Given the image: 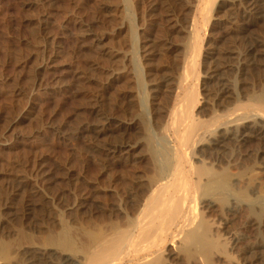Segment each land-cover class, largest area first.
Instances as JSON below:
<instances>
[{
	"label": "rangeland",
	"instance_id": "374dc122",
	"mask_svg": "<svg viewBox=\"0 0 264 264\" xmlns=\"http://www.w3.org/2000/svg\"><path fill=\"white\" fill-rule=\"evenodd\" d=\"M247 1L0 0V237L5 243L0 264H88L92 247L108 237L106 225L125 221L145 191L153 173L145 168L150 146L173 145L164 123L176 101L182 100L184 109L189 105L185 87H177L188 73L185 86L197 98L195 121L238 105L264 106V0H257L259 11L252 15ZM248 45L262 52L250 56L243 69L234 56ZM223 78H229L231 97L218 95ZM239 111L238 116L256 120L253 112ZM243 118H236V128ZM214 133L193 149L206 173L217 174L218 163L231 176L264 164V138L252 137L242 146L225 139L220 145L214 144ZM111 142L140 145L130 155L117 152L111 161L106 153ZM131 193L135 201L129 203ZM224 206L218 202L219 212L212 216L217 228L226 216ZM29 207L33 212L23 220ZM244 221L241 215L231 229L248 231L251 242L257 233L264 236L263 225L262 233L252 232ZM64 231L69 245L57 241ZM226 240L219 237L218 257L211 261L245 263L238 257L242 248ZM24 246L45 252L29 256ZM184 261L210 263L202 256Z\"/></svg>",
	"mask_w": 264,
	"mask_h": 264
},
{
	"label": "bare ground",
	"instance_id": "6f19581e",
	"mask_svg": "<svg viewBox=\"0 0 264 264\" xmlns=\"http://www.w3.org/2000/svg\"><path fill=\"white\" fill-rule=\"evenodd\" d=\"M249 1L250 3L247 1V5L249 4L248 7L246 6L247 13L251 14L257 12L259 9L257 6L258 1ZM5 14L6 12L4 15ZM193 24L195 25V23ZM41 36L39 37L41 38ZM43 36L45 35L43 34ZM37 39L38 38L34 40ZM6 46L7 45H5V48H8ZM255 47V45H248L243 52L238 54V57H235V54L234 58L239 59L238 64L241 62L243 69L248 68L247 60L250 56L253 57L254 53L257 55L260 53L259 51L261 50H257V47ZM9 50V48L6 49L7 52H9ZM8 54L11 56V53H7V55ZM259 55L254 56V58L256 59ZM11 60L13 59L11 58ZM252 62L253 61H250V63ZM189 64L193 65L195 62L193 64L190 62ZM186 65L188 68L189 65ZM233 65H230V67L233 68ZM187 68H185V70ZM5 70H7V67ZM240 70H242V68H240ZM189 71L191 72L192 70ZM246 71L249 70L247 69ZM184 72L185 71H183V73ZM237 73L239 72L237 71ZM188 74L186 75L185 73L186 76L182 77L183 82L180 80L181 82L179 81L177 87H181L182 89L185 87L183 89L184 96L186 99H189L187 101L189 105L184 109V104L182 107L183 101L181 100V103L178 101L179 105L176 101L177 105H175V109L170 108L174 110L171 112L173 116L164 123V131L172 140L173 145L161 147L158 145L150 146L149 161L145 168L152 169L153 173L147 177V185L140 181L141 185L144 183L146 187L145 191L142 192L138 200L133 203L130 211L126 214V222L123 221L125 225L121 222L123 219L111 221L106 225L110 230L107 234L108 237L101 239V241L99 239L96 245L92 247L88 264H190L189 262L185 263L184 260L196 261L199 260L201 256L210 262L208 264H214L212 261L214 259L213 257L216 256L215 248L219 244L218 239L220 236L227 239L226 242L230 241L231 243H229L232 248L237 250L242 248L240 252L238 251V257L246 261L245 263L243 262V264H264V236L262 237L261 234L259 235L260 237H258V233L256 232L257 238L255 240L253 237L255 234H253L252 238L255 241L251 242V235L248 231L245 232L244 230L238 232L239 230L233 231L231 229L237 218L241 215L245 219L243 222L245 229L251 230L256 228V231H258L262 225L264 226V164L245 168L243 165H238L237 167L239 169H244L239 175L231 176L229 168H225L218 163L216 165L217 174H208L204 168L198 164L202 160L196 156L193 150L196 145L202 141L204 136L211 135L214 132L216 137L214 144L217 143L220 145H226L225 142L229 140L224 141L225 139H233L236 141L237 145L239 144L241 146L252 137L263 139L264 106H255L251 108V106H253L251 105L250 108L247 109V107H240L238 105L231 112L214 115L210 119L195 121L192 112L193 107H196L197 98L196 95H193V92H190L191 90L188 91L190 88L185 86L186 81L188 82ZM241 75L243 74H240V77ZM237 79L241 80V78ZM228 80L222 79L219 84L220 94L218 95L223 97L232 96ZM244 80L245 79H243V82ZM180 83H182V86ZM239 109H244V111H248L247 113L253 112L256 119L254 123L251 122L247 114L243 113V115L242 111L241 115H243L244 118L242 119L241 126L236 128V118L243 117L238 116L240 113ZM11 113L9 112V114ZM154 140L155 139L151 142L153 143ZM129 142H122L121 144H114L111 142L107 148L108 152H106L110 157L108 160L114 158L116 153L120 151L129 155L133 154V151L140 143L135 142L132 144ZM195 159H197V161ZM115 165H117V163ZM95 167L93 166V173H96ZM122 171L124 172V177L130 175L127 168H123ZM239 181H242V185L237 184ZM132 193L129 195V203L135 201L134 197H132ZM218 202L225 205L224 208L226 213L225 217L217 220H220L218 222V224H220L219 228L214 226L212 222V216L219 212ZM83 206V201L77 204L79 209ZM30 207L27 209L28 211L23 214V220L29 218L32 214L31 211L33 208ZM254 230L255 229H253V231ZM259 231L262 233L261 230ZM4 234L2 229L1 236ZM1 238L2 237H0V252L5 247V243ZM57 241H59L61 245H69L72 242L68 231L62 232ZM22 249L24 254H28L29 256H33L35 252L39 254L45 252V250L40 247L30 248L29 246H24ZM217 257L218 256H216L215 259Z\"/></svg>",
	"mask_w": 264,
	"mask_h": 264
}]
</instances>
